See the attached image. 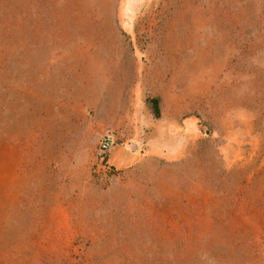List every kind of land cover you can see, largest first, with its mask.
Returning <instances> with one entry per match:
<instances>
[{
    "label": "rangeland",
    "instance_id": "obj_1",
    "mask_svg": "<svg viewBox=\"0 0 264 264\" xmlns=\"http://www.w3.org/2000/svg\"><path fill=\"white\" fill-rule=\"evenodd\" d=\"M0 264H264V0H0Z\"/></svg>",
    "mask_w": 264,
    "mask_h": 264
},
{
    "label": "built area",
    "instance_id": "obj_2",
    "mask_svg": "<svg viewBox=\"0 0 264 264\" xmlns=\"http://www.w3.org/2000/svg\"><path fill=\"white\" fill-rule=\"evenodd\" d=\"M101 145L103 150H106L110 147V140L108 138H104Z\"/></svg>",
    "mask_w": 264,
    "mask_h": 264
},
{
    "label": "trees",
    "instance_id": "obj_3",
    "mask_svg": "<svg viewBox=\"0 0 264 264\" xmlns=\"http://www.w3.org/2000/svg\"><path fill=\"white\" fill-rule=\"evenodd\" d=\"M154 112H155L156 116L159 115V110H158V108L156 106L154 107Z\"/></svg>",
    "mask_w": 264,
    "mask_h": 264
}]
</instances>
